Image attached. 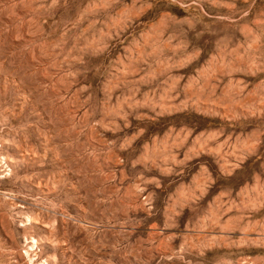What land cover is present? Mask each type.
Here are the masks:
<instances>
[{"label": "rangeland", "instance_id": "1", "mask_svg": "<svg viewBox=\"0 0 264 264\" xmlns=\"http://www.w3.org/2000/svg\"><path fill=\"white\" fill-rule=\"evenodd\" d=\"M0 264H264V0H0Z\"/></svg>", "mask_w": 264, "mask_h": 264}]
</instances>
